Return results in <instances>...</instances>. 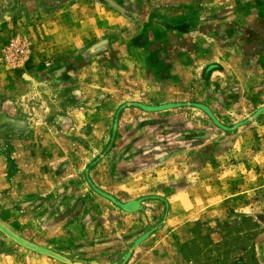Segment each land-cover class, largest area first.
<instances>
[{
	"label": "rangeland",
	"instance_id": "rangeland-1",
	"mask_svg": "<svg viewBox=\"0 0 264 264\" xmlns=\"http://www.w3.org/2000/svg\"><path fill=\"white\" fill-rule=\"evenodd\" d=\"M166 1L150 0L148 16L190 24V5ZM251 11L241 8V22ZM94 38L70 65L28 61L0 84L2 225L84 264H121L147 234L126 264H264V57L218 59L201 46L176 83L158 84L140 63L121 74L107 39ZM211 60L226 70L208 83ZM166 105L177 107L141 108ZM0 264L62 263L0 232Z\"/></svg>",
	"mask_w": 264,
	"mask_h": 264
},
{
	"label": "crops",
	"instance_id": "crops-1",
	"mask_svg": "<svg viewBox=\"0 0 264 264\" xmlns=\"http://www.w3.org/2000/svg\"><path fill=\"white\" fill-rule=\"evenodd\" d=\"M176 1L190 5L188 15L183 18L190 24L168 23L167 20L175 18L164 16L162 11H157V16H148L147 10L150 14L155 10L147 9L150 0H0V84L19 72L6 66L2 56L6 46L20 37L29 40L31 56L26 65L34 68L60 57L70 65L74 52L90 50L85 45L90 37L100 38L97 41L107 39L105 47L109 45L121 59L114 61L121 74L140 63L146 67L145 73L157 77L150 80L158 84L176 83L175 69L198 59L201 46H206L218 59L223 58L225 50L238 53V57H264V13L258 12L264 0ZM250 7L255 11L244 16L249 22H241V8L244 11ZM29 17L40 20L39 24L17 22ZM151 17L158 20L156 25L146 23ZM120 20L126 21L125 34L119 28ZM131 29L134 34L128 38ZM214 63L222 64L211 60L205 67Z\"/></svg>",
	"mask_w": 264,
	"mask_h": 264
},
{
	"label": "water",
	"instance_id": "water-1",
	"mask_svg": "<svg viewBox=\"0 0 264 264\" xmlns=\"http://www.w3.org/2000/svg\"><path fill=\"white\" fill-rule=\"evenodd\" d=\"M225 67L220 64V63H214L211 64L207 67H205L202 71V75L206 76L207 79H205L206 82L211 83L212 77L216 72H220V73H224L225 72ZM177 107L176 105H166V106H162V107H148V106H141L142 109H144L145 111L148 112H158V111H165V110H169L172 108ZM204 109V108H202ZM204 111H207L206 109ZM256 118V117H254ZM252 120V119H251ZM96 192L98 194H100L101 196L105 197L106 199H109L110 201H112L115 205H117L118 207H120L122 210L126 211V212H134V211H139L140 210V202H133V203H128L126 205L118 202L116 199H114L113 197L101 192L100 190L96 189ZM0 232L5 235V237L13 242H15L16 244L20 245L21 247L30 250L34 253H37L39 255L54 259L62 264H84V263H80V262H76V261H72L66 257H63L57 253H54L50 250H47L45 248H42L40 246H37L35 244H32L24 239H22L21 237H19L18 235L14 234L13 232H11L9 229H7L4 225H2V223L0 222ZM150 236V234L145 235L143 238H141L139 241H137V243L135 244V246L133 247V250L136 249L143 241H145L148 237ZM133 250H131L124 258L123 263L121 264H126L129 259L132 256ZM92 264H98V263H92Z\"/></svg>",
	"mask_w": 264,
	"mask_h": 264
},
{
	"label": "built area",
	"instance_id": "built-area-1",
	"mask_svg": "<svg viewBox=\"0 0 264 264\" xmlns=\"http://www.w3.org/2000/svg\"><path fill=\"white\" fill-rule=\"evenodd\" d=\"M31 56L29 43L23 38H14L5 48L2 62L13 69H23Z\"/></svg>",
	"mask_w": 264,
	"mask_h": 264
},
{
	"label": "flooded vegetation",
	"instance_id": "flooded-vegetation-1",
	"mask_svg": "<svg viewBox=\"0 0 264 264\" xmlns=\"http://www.w3.org/2000/svg\"><path fill=\"white\" fill-rule=\"evenodd\" d=\"M248 54H249V53H248ZM252 55H254V53H253Z\"/></svg>",
	"mask_w": 264,
	"mask_h": 264
}]
</instances>
